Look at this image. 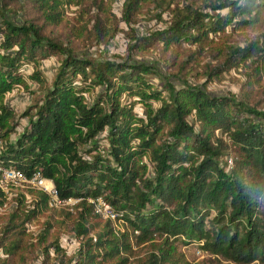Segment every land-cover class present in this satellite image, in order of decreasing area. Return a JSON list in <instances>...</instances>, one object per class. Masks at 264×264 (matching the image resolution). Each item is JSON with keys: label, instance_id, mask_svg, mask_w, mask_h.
I'll return each mask as SVG.
<instances>
[{"label": "trees", "instance_id": "trees-1", "mask_svg": "<svg viewBox=\"0 0 264 264\" xmlns=\"http://www.w3.org/2000/svg\"><path fill=\"white\" fill-rule=\"evenodd\" d=\"M70 1L0 0V137L7 139L0 138V164L26 176L38 171L59 201L75 200L72 231L81 241L72 264H181L172 240L197 243L235 264H264V111L186 77L203 54L210 63L203 67L206 80L241 67L248 69L246 82L258 81L264 29L243 44L213 47L212 37L226 27L258 23L264 0H199L172 8V0H151L160 11L170 10L169 21L135 37L128 51L157 43L163 49L184 46L185 56L155 63L77 54L44 35V25L57 24L61 5ZM144 1L123 0L120 19L129 24ZM28 7L46 23L26 18ZM93 18L103 31L101 19ZM50 56L57 61L53 78L18 116L25 123L16 130L19 122L2 99L15 87L41 84L38 71H21ZM162 67L175 71L165 75ZM31 189L30 207L21 195L1 224L0 254L7 259L18 249L23 224L47 208L48 194ZM98 196L116 216L93 237L91 220L101 217L90 199ZM3 199L0 190V204ZM115 221L126 229L116 232ZM49 228L46 223L41 241ZM154 235L163 236L155 251L129 262L130 239L140 244ZM49 250L57 264H69L57 239L43 247L45 255Z\"/></svg>", "mask_w": 264, "mask_h": 264}, {"label": "rangeland", "instance_id": "rangeland-1", "mask_svg": "<svg viewBox=\"0 0 264 264\" xmlns=\"http://www.w3.org/2000/svg\"><path fill=\"white\" fill-rule=\"evenodd\" d=\"M122 2L123 0H71L70 3L61 5L59 22L57 24H45L42 33L57 38L64 44H69L77 54L86 53L93 58H115L119 60L130 57L152 63L162 62L163 59L175 54H178V60L185 58L182 52L184 46L180 50L175 49L173 46L163 49L160 44L155 43L147 48L142 46L139 49L133 48V50L128 51V45L134 43L135 37L147 35L161 29L169 21L171 13L170 10L160 11L151 0H146L142 3L132 21L125 24L120 19ZM190 2L198 4L199 0H172L170 8L175 4L180 5ZM15 11L17 17L20 16L17 7H15ZM25 13L26 18L32 19L38 25L46 23L43 21L42 15L30 7L26 8ZM157 14H159V17L156 16ZM95 15L101 19L104 28L101 32H98L99 25L98 27L94 26L93 17ZM263 29L264 14L260 17V21L254 25L244 26L236 30L226 27L223 33L215 34L212 37V45L218 47L225 42L243 44V40L257 36ZM97 34L103 35L99 37ZM206 64H210L209 59L203 54L197 56L190 63L192 66L191 72L186 76L189 83L200 85L201 82H204V88L208 92L217 94L233 93L237 98H246L249 104H253L259 110L264 111V73L258 81L249 79L246 82L248 69L237 67L206 80L203 74V67ZM56 66L55 56L38 59L34 62V65L27 64L21 72L28 74L33 70L38 71L42 83L39 85L30 83L26 87H15L4 95L2 100L12 109L14 119L19 122L16 130H20V127L25 123V118H19L18 116L42 94V87L50 84ZM160 69L165 75H170L175 71V67L174 70L171 69L170 71L164 67ZM170 79L172 83L176 84V79ZM134 111L139 115L141 114L142 108L139 104L135 105ZM0 138L4 141L7 140L5 137ZM12 138H14V134L8 136L9 140H12ZM48 185L51 187L52 184ZM29 190H32L31 187L21 184L6 188L3 202L0 204V228L17 204L18 197L22 195V204L25 208L30 207L31 191ZM74 203V199L67 200L63 205L58 206L48 202L47 208L23 224L24 232L18 249L10 256V259H7L9 257H6L5 254H0V264H57L56 255L51 250L48 251L47 255L43 252V247L54 239H57L58 245L63 250L64 259L72 264L81 241L80 237H76L72 231L75 220L72 207ZM105 220L102 217L91 220L94 228L89 232V235L94 237L96 232L102 230ZM46 223L50 224V228L46 236L43 237V241H41L40 232L44 229ZM114 229L116 232H123L126 228L120 222L115 221ZM172 241L181 264H235L219 255L205 252L197 243H186L180 240ZM130 242L131 253L127 257L129 262H135L147 258L154 250L155 245L163 242V236L154 235L149 241L140 244H135L134 239H130ZM116 262H118V259H113L107 264H116Z\"/></svg>", "mask_w": 264, "mask_h": 264}, {"label": "built area", "instance_id": "built-area-1", "mask_svg": "<svg viewBox=\"0 0 264 264\" xmlns=\"http://www.w3.org/2000/svg\"><path fill=\"white\" fill-rule=\"evenodd\" d=\"M2 147V141L0 139V150ZM28 185L31 188H35L44 191L49 196V204L54 206L63 205L67 200L59 201L56 197V191L50 180L41 177L38 171H34L30 176H26L21 170L14 167H8L0 164V190L6 193V188L17 186V185ZM93 203L95 212L104 219L114 220L116 214L113 209L98 196L96 198L90 199Z\"/></svg>", "mask_w": 264, "mask_h": 264}]
</instances>
